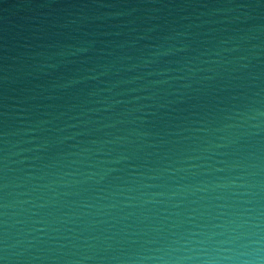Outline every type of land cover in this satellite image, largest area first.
Here are the masks:
<instances>
[{
    "label": "water",
    "instance_id": "95a60500",
    "mask_svg": "<svg viewBox=\"0 0 264 264\" xmlns=\"http://www.w3.org/2000/svg\"><path fill=\"white\" fill-rule=\"evenodd\" d=\"M257 249L264 0H0V264Z\"/></svg>",
    "mask_w": 264,
    "mask_h": 264
},
{
    "label": "clouds",
    "instance_id": "9594fccd",
    "mask_svg": "<svg viewBox=\"0 0 264 264\" xmlns=\"http://www.w3.org/2000/svg\"><path fill=\"white\" fill-rule=\"evenodd\" d=\"M232 223H235L234 221ZM241 225H237L240 227ZM226 251H233V250H226ZM234 255L238 256H246V259L242 260H233L232 257H225L226 260L230 261V264H264V257L259 255V250H253L252 252H240L234 253ZM209 264H219L218 261H211Z\"/></svg>",
    "mask_w": 264,
    "mask_h": 264
}]
</instances>
